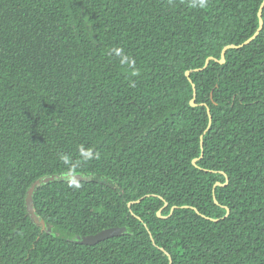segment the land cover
<instances>
[{"label":"trees","instance_id":"1","mask_svg":"<svg viewBox=\"0 0 264 264\" xmlns=\"http://www.w3.org/2000/svg\"><path fill=\"white\" fill-rule=\"evenodd\" d=\"M262 3L0 0V264H264Z\"/></svg>","mask_w":264,"mask_h":264},{"label":"water","instance_id":"2","mask_svg":"<svg viewBox=\"0 0 264 264\" xmlns=\"http://www.w3.org/2000/svg\"><path fill=\"white\" fill-rule=\"evenodd\" d=\"M263 8H264V0H263V3L261 5V7L259 8V11H258V21H259V27H258V30L255 32V34L249 39L247 40L243 45H247L249 44L253 39H255L259 32L261 31L262 29V25H263V21H262V11H263ZM238 47H241V46H238ZM236 46H230V47H227L225 48L222 53H221V59L219 61L220 64H224L225 63V51L227 49H230V48H238ZM212 60V58H209L206 60L205 62V65L203 67V69H205L207 66H208V63L209 61ZM186 76L189 78V73L187 72L186 73ZM191 106L192 107H196V104L194 103V100L191 102ZM207 113H209V110H207ZM211 120V117L209 116V121ZM203 156V152L201 153V157ZM193 164L195 165V161H193ZM41 183H44V182H41L40 181H37L33 187L30 189V191L28 192L27 194V198L31 197L32 199V193L34 191V188L36 185L38 184H41ZM47 183V182H46ZM26 198V199H27ZM158 216H160V213H158ZM32 218V217H31ZM33 219V218H32ZM34 221V219H33ZM35 222V221H34ZM36 224V223H35ZM37 225H40L42 227V230H44V224L41 220H39V223ZM123 233V229H111V230H106L104 232H101L99 234H97L96 236H93V237H90V238H81L80 241H76V242H79V243H89V244H96L98 242H101V241H104V240H107V239H110V238H114V237H118L120 236L121 234Z\"/></svg>","mask_w":264,"mask_h":264},{"label":"rangeland","instance_id":"3","mask_svg":"<svg viewBox=\"0 0 264 264\" xmlns=\"http://www.w3.org/2000/svg\"><path fill=\"white\" fill-rule=\"evenodd\" d=\"M92 177H83L79 174H61L56 176H49L45 177L41 180V182H53V181H66V180H90ZM25 208L28 214L34 219L35 223H39V218L36 215L34 208H33V202L31 197L27 198L25 200ZM81 238H74V241H80Z\"/></svg>","mask_w":264,"mask_h":264},{"label":"clouds","instance_id":"4","mask_svg":"<svg viewBox=\"0 0 264 264\" xmlns=\"http://www.w3.org/2000/svg\"><path fill=\"white\" fill-rule=\"evenodd\" d=\"M207 2H208V0H198V5H194V6H199V7L203 8L207 5ZM112 51L115 54V56H117L119 58V63L122 66L127 65L131 68H134L135 60L132 59L129 55H127L122 48H115ZM81 152L85 156H89V157L91 156L90 152H87V153L83 152V148H81ZM61 160L67 164L69 162V157L67 155L62 154Z\"/></svg>","mask_w":264,"mask_h":264}]
</instances>
